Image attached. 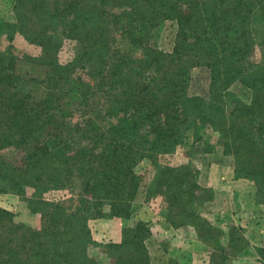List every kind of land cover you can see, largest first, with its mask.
I'll return each instance as SVG.
<instances>
[{"label":"trees","instance_id":"trees-1","mask_svg":"<svg viewBox=\"0 0 264 264\" xmlns=\"http://www.w3.org/2000/svg\"><path fill=\"white\" fill-rule=\"evenodd\" d=\"M4 7L0 194L20 197L41 228L0 208V264H102L103 255L110 264H151L149 224H128L143 195L162 200L168 226L192 230L211 252L209 264L240 257L250 246L244 230L230 224L224 232L203 217L214 190L199 184L192 163L172 156L189 132L196 144L211 130L215 141L204 143V154L232 157L236 178L249 180L264 204V0H11ZM169 21L177 29L165 52L158 43ZM17 35L40 56L18 55ZM66 42L74 55L62 65ZM236 84L251 91L250 103L232 91ZM113 218L127 222L121 242L99 245L89 222ZM257 252L264 264V249Z\"/></svg>","mask_w":264,"mask_h":264},{"label":"rangeland","instance_id":"rangeland-1","mask_svg":"<svg viewBox=\"0 0 264 264\" xmlns=\"http://www.w3.org/2000/svg\"><path fill=\"white\" fill-rule=\"evenodd\" d=\"M10 1L11 0H0V6H3V7L4 5L8 6ZM176 29L177 27H176L175 22L169 21L165 23V25L163 26L162 32H161L159 43H158L161 50L165 52H170L173 49ZM4 45L7 46L8 43L5 42ZM13 46H14V51L18 55H30L32 57H37V56H40L41 54L40 47L34 44L28 43L25 39H23L21 36H18V35L15 36V38L13 39ZM74 48H75V45H73L70 42H66L61 47L59 54H58L60 64L65 65L71 61L74 55ZM193 83L194 82H192V88H193V85H195ZM204 89L205 88L201 86V88L198 89V91L206 93L207 91ZM232 91L235 92L238 95V97L241 98L244 102H247V103L251 102V99H252L251 91L247 89L246 87L242 86L241 84H236L232 86ZM203 96L208 97V94H204ZM201 135H203V141H200L199 143L195 144L193 143L192 132H189L184 139L183 145L179 146L178 149L176 150V156H172V158L174 159V162H179L181 158H184L189 163H192V165L196 167L197 170H199L200 172L199 177H198L199 184L201 183L200 177L204 173L203 168H206L207 166L211 168V175L214 174L218 181L221 180L222 178L229 180V181L238 180L237 186L232 187L231 190L233 191L229 192V194L231 195L233 192H237L238 194L234 200V206L231 205V203L229 204L230 200L228 201L227 197L225 198V200L221 198L222 199L221 201L222 210L225 209L226 207V205H223V203L229 204L228 207H226L227 208L226 211H223L226 213L224 214L221 213V215L216 213L215 215H213L211 212L213 205L210 203L202 208L203 217L206 219L208 217L211 218L212 221H214L217 224V225H214V227L219 228L223 230L224 232H227L228 227L225 226L224 228H222V225H223V222L229 221V220H226L227 216H231V214H233L234 217H239L240 219H247L249 222L253 221L254 223H257L256 226L258 227V230L256 231H260L261 233L264 232V217H263L264 216V204L257 205L256 200H255V194H254L255 193L254 186L249 180L236 178L235 163L232 157H223L220 153L219 154L218 153H205L204 154L203 152V149L205 148L204 143L209 141V143L214 144L215 140L213 139V132L211 130L202 131ZM192 147L195 148L194 150H197V152H194ZM217 150L218 152H220L222 149L218 146ZM192 151L193 153H191ZM149 168H151V166H149ZM217 180L215 182H217ZM210 182H214V181L209 180V183ZM57 194L58 193L54 195L56 196ZM65 194L67 193H63L62 195H65ZM66 197H68V199L70 198L69 195H67ZM155 204H160V201H158V203L155 202V199H152L151 201H145V195L141 196L140 200L137 201L133 207L134 219L128 222V224L131 225L132 223L136 221L146 220L149 218V216L151 217L153 216L154 219L157 218L154 220V222H151L153 225L149 224V226H150L151 232H153V234L154 232L155 233L158 232L159 234L157 236H159V238L161 239L157 241L153 237V234H152L151 237L149 238V239L151 238L152 239L147 240L146 242L151 264H163V262L159 258L160 255L157 254L158 252L157 250L162 251V246L170 248V253H173V254H177V251L179 250L178 248L182 247L183 250H180L179 252H182L183 253L182 256L185 257L186 255L189 254L188 251H191V249H195L193 248L194 246L190 248V245L189 246L187 245V243L189 242H185V240L183 239H180L181 241L175 244L172 236L165 237L164 233L166 231L162 230L160 225H155V222L157 223L159 219L162 221L163 220L165 221V218L163 217V209L159 208L160 211L158 212L156 210L157 206H155ZM25 205L26 203L20 197L16 196L13 193L0 194V208L12 212L16 217L17 223L19 222L21 224H27L29 227L33 229H40L41 228V216L39 214L33 215L25 207ZM153 212H155L156 214L154 215ZM207 220L212 225V221L209 219ZM126 224H124V222L119 218L98 219V220L90 221L89 228L91 230L93 240L99 245H103V244L105 245L109 243L118 244L122 240V237H123L122 230L124 228V225ZM164 224L166 225V223ZM218 225H220L221 227H219ZM239 226L241 227L242 225H239ZM243 226H246V225H243ZM242 229L245 230L244 228ZM168 232H170V230H168ZM196 246L197 248L194 250L196 254H200L201 249H204V247H206L201 242H199V245H196ZM172 247H175L176 249H171ZM261 248L262 247H255L256 251H258V249H261ZM263 249H264V246H263ZM90 252H93V249L90 250ZM257 255L261 263L262 260L258 252H257ZM161 257H168V256L163 255ZM98 258L100 259V261L101 260L103 261V262L101 261L102 264H110V260H108V258L105 255L98 256ZM251 258L249 259L245 258L246 260H240L238 257L236 260L235 259L231 260L230 264H252ZM163 261L166 262L165 260Z\"/></svg>","mask_w":264,"mask_h":264},{"label":"crops","instance_id":"crops-1","mask_svg":"<svg viewBox=\"0 0 264 264\" xmlns=\"http://www.w3.org/2000/svg\"><path fill=\"white\" fill-rule=\"evenodd\" d=\"M183 161H186V159L181 158V160H179L180 163ZM203 169H204L203 170L204 173L200 177L201 186L206 187V188H211L215 192V198H214L215 200L211 203L213 205L211 212L213 215H215L216 213L220 214V215H221V213L224 214L226 212H223V211H226V209H227L226 207H228V205L230 203H231V205L234 206V200L238 194H237V192H233L231 195V194H229V192L233 191V190H231L232 187L237 186L238 180L237 181H231V180L229 181V180L222 178L221 180L218 181L214 174L211 175V168L210 167L207 166L206 168H203ZM224 171H225V169H224ZM209 180H213L214 182L209 183ZM216 180H217V182H215ZM226 197H227L228 201L229 200L230 201H229V204L223 203V205H226V207H225V209L222 210V208H221L222 199L221 198H223V200H225ZM158 201H160L161 205L155 204V206H157L156 210L159 212L160 211L159 208L163 209V207H162V200L160 198L155 199V202L158 203ZM146 207H147V205H146ZM153 213H154V215L156 214L155 212H153ZM155 219H157V218H155ZM155 219L153 218V216L152 217L149 216L148 219L143 220V221L148 223V224H152L151 222H154ZM207 219L212 221V219L209 217ZM226 220H229V221L223 222L222 228H224L225 226L228 227L230 224H237L238 225V223H239V225H242L241 227L245 229L244 230L245 231L244 236L250 243L249 248L247 250H245L240 255L239 259L240 260H246V259H249L252 257L251 258L252 264H261L255 247H262L263 248V246H264V232L261 233L260 231H256V230H258V227L256 226L257 223H254L253 221L249 222L247 219H240L239 217H234L233 214H231V216H227ZM164 223H166V221H164V220L162 221L159 219V221H157V223L155 222V225H160L161 229L166 231L164 233L165 237H169V236L171 237L172 236L175 244L177 242H180L181 241L180 239H183V240H185V242H189V243H187V245L188 246L190 245V248L193 246H194L193 248H195V249L197 248L196 245H199V240L197 239V237L195 236V234L192 232V230L190 228L185 227V228H181L179 230H174L173 228L168 226L167 223H166V225L168 227ZM212 225L214 226L217 224L214 221H212ZM243 225H246V226H243ZM218 226L221 227L220 225H218ZM168 230H170V232H168ZM152 234H153V232H152ZM158 234H159L158 232H156V233L154 232V234H153V237L157 241H159V239H161V238H159V236H157ZM151 239H148V240H151ZM162 239H164V238H162ZM161 246H162V244H161ZM171 249H176V248L172 247ZM178 249L179 250L177 251V254H173V253H170V248L162 246L163 252L161 250H157L158 251L157 254L160 255V257L159 256L158 257L161 259L163 264H174V262H176L178 264H209L210 263L211 252L206 247H204V249H201L200 254H196L194 251L195 249H191V251H188L189 254L186 255L185 257L182 256V254H183L182 252H179L180 250H183V248L180 247ZM163 255L168 256V257H161ZM162 259L165 260L167 263L164 262Z\"/></svg>","mask_w":264,"mask_h":264}]
</instances>
